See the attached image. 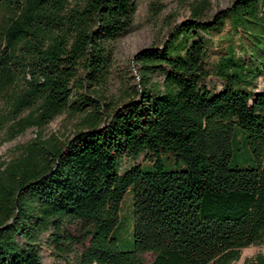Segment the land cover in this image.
Instances as JSON below:
<instances>
[{"label":"trees","instance_id":"trees-1","mask_svg":"<svg viewBox=\"0 0 264 264\" xmlns=\"http://www.w3.org/2000/svg\"><path fill=\"white\" fill-rule=\"evenodd\" d=\"M206 3L161 47L134 54L137 83L110 106L112 43L131 30L135 0H0L8 128L39 129L26 150L0 161V264H43L40 236L50 232L62 252L68 223L88 239L74 264H232L264 244V0H233L210 19ZM227 20L258 64L236 55L230 38L210 66L211 38ZM210 75L220 90L206 86ZM19 97L28 103L14 104ZM55 112L81 115L69 137H42ZM141 155L147 165L123 168ZM126 193L132 239L122 250ZM242 264H264V255Z\"/></svg>","mask_w":264,"mask_h":264},{"label":"rangeland","instance_id":"rangeland-1","mask_svg":"<svg viewBox=\"0 0 264 264\" xmlns=\"http://www.w3.org/2000/svg\"><path fill=\"white\" fill-rule=\"evenodd\" d=\"M136 11L133 18L131 30L115 40L112 43L113 58L110 67L109 80L103 89L104 98L110 106L116 105L123 97L125 91H130L132 86L137 83V67L134 65L132 58L139 50L150 47H161L169 32L179 23L184 21L190 13V9L197 2L202 0H135ZM208 3L205 9V18L210 19L217 11H221L229 7L233 0H203ZM206 3V4H207ZM238 32V33H237ZM246 35L240 31L236 33L232 30L230 21L225 22V26L218 35L211 38V46L209 51L208 62L210 66L217 63L221 55L227 52L228 40L231 38L234 43L236 55L245 57L249 62L258 64L259 61L250 57V52L246 51L247 45ZM244 38V39H243ZM249 50V49H248ZM264 69V68H263ZM206 86L212 90H220L222 80L215 75H210L204 80ZM257 89L264 86V73L257 78ZM21 96V95H20ZM28 103V98H16V103ZM13 104V105H14ZM10 104H7L4 97L0 100V161L8 162L17 154L26 150L28 145L35 138L38 128L28 127L22 133H13L9 131V123L7 117L11 112ZM23 107V114L26 116L29 107ZM81 115L67 116L65 112L53 114V118L42 129L43 138H47L50 134H56L57 137L67 138L74 129L78 127ZM14 134V135H13ZM150 158L141 155L135 160H125L123 168L143 164L147 165ZM120 216L123 224L117 230L118 245L122 250L131 248V226H132V197L130 193H126L122 199L120 207ZM64 233L72 238L65 244L64 251L55 249L53 241H51L50 232L42 234L39 241V251L43 264H74L79 260L84 246L87 245L88 239L82 240L79 225L77 223H68L64 226ZM79 240H82L81 242ZM257 253L264 255V244L253 245L242 249L240 258L232 264H242L244 259L251 258ZM146 261L151 259L150 254H145Z\"/></svg>","mask_w":264,"mask_h":264}]
</instances>
